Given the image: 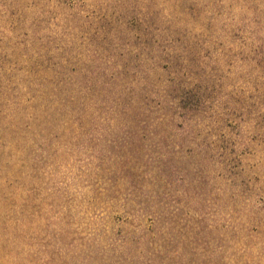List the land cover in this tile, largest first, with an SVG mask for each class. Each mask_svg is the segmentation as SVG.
Listing matches in <instances>:
<instances>
[{"label": "rangeland", "instance_id": "obj_1", "mask_svg": "<svg viewBox=\"0 0 264 264\" xmlns=\"http://www.w3.org/2000/svg\"><path fill=\"white\" fill-rule=\"evenodd\" d=\"M0 264H264V0H0Z\"/></svg>", "mask_w": 264, "mask_h": 264}, {"label": "trees", "instance_id": "obj_2", "mask_svg": "<svg viewBox=\"0 0 264 264\" xmlns=\"http://www.w3.org/2000/svg\"><path fill=\"white\" fill-rule=\"evenodd\" d=\"M139 97H141V96H139ZM142 106H143V108L145 109V106H146V105L144 106V104H142Z\"/></svg>", "mask_w": 264, "mask_h": 264}]
</instances>
